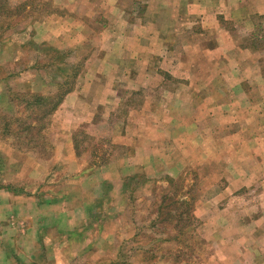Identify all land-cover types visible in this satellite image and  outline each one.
Returning <instances> with one entry per match:
<instances>
[{"label":"rangeland","instance_id":"1","mask_svg":"<svg viewBox=\"0 0 264 264\" xmlns=\"http://www.w3.org/2000/svg\"><path fill=\"white\" fill-rule=\"evenodd\" d=\"M67 4L0 0V201L7 200L0 206V264H264V215L255 208L264 200V176L238 179L249 167L242 153L264 142V97L251 72L242 77L252 98L224 105L236 110L231 120L217 114L209 127L207 105L228 101L235 80L222 75L223 50L214 61L203 48L215 33L198 17L189 21L194 33H180V17L163 14L180 1L131 4L157 31L149 63L135 67L153 74L142 86L129 81L135 64L115 50L108 18L88 19L79 44H60L78 29ZM216 6L218 29L233 30L220 12L224 0ZM253 21L254 31L242 38L252 54L246 66L264 57V17ZM103 43L112 47L101 50ZM100 58L99 85L89 86L85 73ZM210 63L217 96L200 95L192 121L180 112V85L193 84ZM186 76L192 81L184 83ZM96 90L104 91L100 101ZM72 92L82 112L63 106Z\"/></svg>","mask_w":264,"mask_h":264},{"label":"crops","instance_id":"2","mask_svg":"<svg viewBox=\"0 0 264 264\" xmlns=\"http://www.w3.org/2000/svg\"><path fill=\"white\" fill-rule=\"evenodd\" d=\"M49 1H52V3L54 4L60 2L62 3L68 2L66 6L70 7L69 10H71L69 16L72 17L73 20H76L78 24L77 25L78 29L74 30V34L72 35V38L69 37L63 38L62 43H60L61 45H73L75 43L79 44L80 42L84 41L88 33V25L86 24V21L88 19L108 18L109 21L104 22V24L107 26V29L108 27H111V30H113L114 28L116 29V32L113 33L114 36L113 42L116 46L115 50L124 52V54H126V59L129 58V64H133V65L135 64L134 70L129 74V81L135 83L136 85L139 84V86H142V82H149L152 79L153 74L150 75L148 72L142 74L140 71H135L136 70L135 67L139 64L147 66V64L149 63V60L152 58V52H153V49H151L150 44L155 39L153 38V35L156 34L157 31L154 30L155 28L154 22L151 20H145L140 18L135 13L136 11L133 8H131V4L133 3L148 4V2L153 4V0H49ZM125 1H128L129 3L127 6L123 5ZM177 1H180L178 7L179 10L177 9L174 13L171 11V15L165 13L167 11L163 13L165 16H169L172 18L180 17V28L177 27L178 28L177 32L178 30H180V33H186V32L194 33V30L191 29L192 27L191 24L193 25V21L192 22L189 21L193 17H198L201 21L202 29L208 30L206 33L208 34L215 33L214 44H211L210 41L211 39L208 38L207 43L204 42V45L205 44L206 45L205 46L203 45V48L205 50L208 49V53H210V58L216 61L215 58L217 57V54L222 55V51H218V50H223V53L225 54L224 58H226L225 60L226 70L223 71L222 75L224 76L225 80L230 81L232 80V78H234L235 80L233 82L231 89L227 91L226 94L229 97V93L233 92L234 95H230V99L228 101L217 100V102L215 103L210 102L211 104H208L206 107L208 108V116L207 118L205 117V119L208 121L209 127L212 125V122L214 121L217 114L219 115L224 114V117H226L227 119H223V120L229 121L231 120L230 118L232 117V115H234L236 110L232 109L230 110V112H228L226 107H224V105L231 103L233 106V104H236L235 99L244 100V102H246L247 99L252 98V93L249 87L243 86L245 85V83L243 82L244 78L242 77V73H243L242 71L248 70L251 72L252 75L251 77L254 80L255 85H257L256 90H258L262 94L261 97H264V57L257 58L254 61V63L249 64V66L253 65L254 70H250L248 68L249 66H246L244 63H242L251 54L250 48L245 44L242 38H244V36L248 34H251L254 31L253 16L255 14L264 17V0H224L225 2L224 11H220V12H223L225 14L224 19L232 20L234 29L230 31L226 29H218L219 28L218 18H217L218 11L216 8L217 0H174L175 3ZM151 4L148 5L151 6ZM172 28H174V26ZM165 31L168 32V28ZM122 33H124L125 36L127 35L129 38H123ZM195 33L199 35L201 34L199 30L198 33L196 31ZM75 35H78V39L73 40V37ZM146 37H149L148 46L140 47L139 41H142V38L145 39ZM220 37L223 38V41L225 40V44L219 41ZM117 42L119 43L117 44ZM103 46L101 47V50H107L112 47L108 44L106 45V43H103ZM142 51L144 52V56L142 54ZM192 51L193 50H190L189 52ZM112 52L114 51L112 50ZM227 53H229L230 55H227ZM155 54H157V52ZM156 56L162 58V53ZM229 56L231 57L228 58ZM102 58H100V63L92 65V67L89 69L90 74L85 73V76L91 80L89 86L91 84H94L95 86L98 87L99 85L101 76L97 74V72L100 70V67H102ZM105 60H111V58ZM258 64L260 65V68L257 69ZM185 67L186 65L184 66V69H187ZM205 67L206 68L204 69V72H200L201 75H199L198 78L194 79L195 81L194 80L192 81L189 78V76H186L184 83H186V81L189 82L192 81L193 84L191 83L189 86L180 85V112L183 114L187 113L188 118L192 119V121L194 117L193 114L194 107L199 106L201 102L199 100V103H196L195 100L199 99L198 97H200V95L202 94H204L203 99H210L217 96V95H213V93L216 91L215 86L217 82L215 75H213L216 71V63L207 64V66ZM95 73L96 76L93 78V75ZM229 74H231L234 77L231 78L227 76ZM237 75H239L240 78L237 77ZM102 88H105V86ZM95 97L97 98V101H100L104 97V91L102 90L101 92H98L96 90ZM78 101L79 100L77 95H75L73 92L68 93L64 99L63 106L69 107L71 103L72 104L74 103L76 110L82 112L81 106L78 107V103H79ZM248 109L249 107L247 109L241 110L239 114H243L244 111L247 112ZM144 138H148L146 139V141H150L151 134L147 133ZM257 143L258 144L255 143V145H257L255 153H252L251 151L242 153V156L248 161L249 164L248 170H243L238 174V179H240L243 184H247L248 182L254 180L255 177L259 178L264 176V148H263L264 142L259 140L257 141ZM252 144L254 143H252L251 140H247L248 146ZM138 148L139 147H137L135 151L138 150ZM66 154L71 159L70 152L68 151V153L66 152ZM146 161H148L147 158L144 159V162ZM1 191L3 192V190L0 189V194ZM3 200H5L6 202H4ZM6 204H7L6 197H3L2 203L0 201V206L2 205L5 206ZM50 206L51 205H47L46 208ZM20 207L25 208L26 205L21 204ZM18 208L19 207L17 206V210ZM255 208L256 210H259V213H261L260 210L262 209L261 214L264 215V200L258 201ZM261 214H259L258 217L261 218L262 217ZM247 221L250 222V220L248 219ZM260 224L261 222L256 223V225H260ZM44 226H45L44 224L39 225L37 227V230H39L40 228H44ZM100 263L101 262L98 261V263L96 264H100Z\"/></svg>","mask_w":264,"mask_h":264},{"label":"trees","instance_id":"3","mask_svg":"<svg viewBox=\"0 0 264 264\" xmlns=\"http://www.w3.org/2000/svg\"><path fill=\"white\" fill-rule=\"evenodd\" d=\"M70 90L68 89L66 92H69ZM65 92V93H66ZM63 96L64 95H62L61 97H59L56 101H55V103H54V105H53V107H52V109H55L60 103H61V101H62V99H63ZM37 100V99H36Z\"/></svg>","mask_w":264,"mask_h":264}]
</instances>
